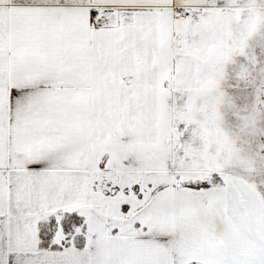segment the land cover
Masks as SVG:
<instances>
[{
	"label": "snow or ice",
	"instance_id": "obj_1",
	"mask_svg": "<svg viewBox=\"0 0 264 264\" xmlns=\"http://www.w3.org/2000/svg\"><path fill=\"white\" fill-rule=\"evenodd\" d=\"M0 264H264V0H0Z\"/></svg>",
	"mask_w": 264,
	"mask_h": 264
}]
</instances>
